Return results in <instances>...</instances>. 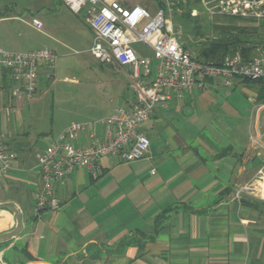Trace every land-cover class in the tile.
Instances as JSON below:
<instances>
[{
    "label": "crops",
    "instance_id": "0c3cea01",
    "mask_svg": "<svg viewBox=\"0 0 264 264\" xmlns=\"http://www.w3.org/2000/svg\"><path fill=\"white\" fill-rule=\"evenodd\" d=\"M12 19L17 17L0 15V21ZM107 65L127 78V67ZM47 69L40 67L37 89L48 83ZM226 88L207 79L204 88L159 104L141 125L150 140L144 157L122 163L104 156L94 174L76 168L53 186L58 205L35 216L42 186L37 156L74 122L40 147L38 138L46 133L26 127L37 90L20 99L1 78L0 140L15 157L1 175L0 202L17 204L23 228L0 241V264H264V202L256 196L264 187V131L247 139L233 126L226 135L232 125L219 105ZM121 99L106 116L132 106L133 90ZM248 183L255 191L236 197ZM14 226L13 213L0 208V233Z\"/></svg>",
    "mask_w": 264,
    "mask_h": 264
},
{
    "label": "built area",
    "instance_id": "2783aa9c",
    "mask_svg": "<svg viewBox=\"0 0 264 264\" xmlns=\"http://www.w3.org/2000/svg\"><path fill=\"white\" fill-rule=\"evenodd\" d=\"M165 1L166 9L151 11L137 2L126 4L122 0H63L71 12L84 11L92 34L88 48L91 56L101 64L129 69L127 78L135 102L118 106L105 117L71 123L38 154L36 166L42 186L35 200V216L58 205L53 186L76 168L94 174L98 160L104 156L123 162L144 157L150 140L141 125L159 104L204 88L207 79L224 87L233 86L236 78L264 81V41L248 54L236 48L218 62L199 60L183 49L180 33L171 20L173 0ZM197 4L210 17L234 16L264 24V0H197ZM191 15H198L197 10L192 8ZM31 25L42 30V21L37 17L31 19ZM138 43L146 45L151 56L136 49ZM55 58L54 51L47 47L23 52L0 48V79L7 71L14 96L30 99L37 90L40 67L53 68ZM82 135L85 141L80 143ZM14 157L0 140V179L12 167ZM259 174L264 183V166ZM254 191L252 183L244 184L235 190V196Z\"/></svg>",
    "mask_w": 264,
    "mask_h": 264
},
{
    "label": "rangeland",
    "instance_id": "374dc122",
    "mask_svg": "<svg viewBox=\"0 0 264 264\" xmlns=\"http://www.w3.org/2000/svg\"><path fill=\"white\" fill-rule=\"evenodd\" d=\"M125 2H137L151 11L160 7L166 9L165 0ZM183 2H171L174 29L177 27L174 10L181 12L178 6ZM193 8L198 12L196 26L204 33L210 34L214 19L202 13L199 4ZM0 15L17 17L0 21L2 49L23 52L47 47L56 55L53 68L47 69V73L51 75L48 83L43 82L38 86L39 101L30 107L32 122L26 124L27 131L32 134L46 133L44 138H38L40 147L45 146L48 138L58 133L65 125L105 117L116 105L123 104V95H131L132 88L128 78L116 68L99 63L89 53L91 33L83 10L73 13L63 0H0ZM32 16L42 21L41 31L30 25ZM176 30L182 34L180 27ZM134 47L151 56L146 45L138 43ZM261 86H264L262 81L258 83L255 80L235 79L233 86L223 91L226 94L220 93L219 105L223 106L226 112V116L222 118L227 125H232L225 131L227 136L234 132L233 126L237 128L236 133L247 139L251 135L255 137L257 131L259 134L264 131V103L263 99L257 97ZM256 196L264 202V197L259 191Z\"/></svg>",
    "mask_w": 264,
    "mask_h": 264
},
{
    "label": "trees",
    "instance_id": "16d2710c",
    "mask_svg": "<svg viewBox=\"0 0 264 264\" xmlns=\"http://www.w3.org/2000/svg\"><path fill=\"white\" fill-rule=\"evenodd\" d=\"M197 4V0H185L179 4L181 12L174 10V20L177 29L180 27L183 49L190 52L199 60L220 61L234 49L240 48L248 54L256 45L264 41V24H255L254 21L234 16H215L211 25L210 34H206L196 26L198 15H191V9ZM179 26V27H178ZM175 28V29H176ZM260 36V37H259ZM262 39V40H261ZM2 79L9 81L7 71H4ZM251 81L250 79H243ZM262 80H255L260 83ZM264 84V81H262ZM264 86L258 92V99H263ZM262 101V103H264Z\"/></svg>",
    "mask_w": 264,
    "mask_h": 264
},
{
    "label": "water",
    "instance_id": "95a60500",
    "mask_svg": "<svg viewBox=\"0 0 264 264\" xmlns=\"http://www.w3.org/2000/svg\"><path fill=\"white\" fill-rule=\"evenodd\" d=\"M0 208H5L10 210L15 219V226L13 229L7 232L0 233V241L4 239H9L17 234H19L23 228V218H22V213L20 211V208L15 204L14 202L10 201H5V202H0ZM38 264H54L51 262H46V261H38Z\"/></svg>",
    "mask_w": 264,
    "mask_h": 264
},
{
    "label": "bare ground",
    "instance_id": "6f19581e",
    "mask_svg": "<svg viewBox=\"0 0 264 264\" xmlns=\"http://www.w3.org/2000/svg\"><path fill=\"white\" fill-rule=\"evenodd\" d=\"M262 196L264 197V187H263V194H262Z\"/></svg>",
    "mask_w": 264,
    "mask_h": 264
}]
</instances>
